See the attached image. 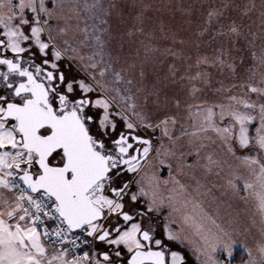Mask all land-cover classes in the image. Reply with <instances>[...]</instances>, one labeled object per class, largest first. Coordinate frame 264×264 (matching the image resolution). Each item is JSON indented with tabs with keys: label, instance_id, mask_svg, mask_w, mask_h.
I'll return each instance as SVG.
<instances>
[{
	"label": "snow or ice",
	"instance_id": "obj_1",
	"mask_svg": "<svg viewBox=\"0 0 264 264\" xmlns=\"http://www.w3.org/2000/svg\"><path fill=\"white\" fill-rule=\"evenodd\" d=\"M116 8L103 0H0V264H191L186 248L200 264H233L237 247L248 257L242 264H264V0L210 4L196 34L227 46L199 56L194 75L178 77L170 64L166 77L151 80L145 64L158 48L144 45L139 68L122 57V43L110 48L137 33L154 38L144 29L148 6L124 33L113 32ZM85 14L93 24L81 27ZM255 14L259 32L244 23ZM257 39L261 51L245 66L233 52ZM203 68L233 80L218 82V101L169 97L165 81L187 79L193 101L211 88ZM198 170L224 182L222 195L257 201L254 248L238 217L205 207L200 197L217 184L202 183Z\"/></svg>",
	"mask_w": 264,
	"mask_h": 264
},
{
	"label": "rangeland",
	"instance_id": "obj_2",
	"mask_svg": "<svg viewBox=\"0 0 264 264\" xmlns=\"http://www.w3.org/2000/svg\"><path fill=\"white\" fill-rule=\"evenodd\" d=\"M116 3L117 8L113 10L110 22L113 26V32L119 31L121 33L126 32L132 27L133 17L138 11L143 9L144 5L148 6L145 13L146 21L144 25L145 33H151L154 37L149 40L147 35H141L137 33L134 37H124L122 41H113L110 48H119V43L123 44L122 57L132 63H137L139 68L140 63L145 60L144 45L149 44L153 48H158L159 51L150 53L149 60L145 64L147 71L150 73L149 79L153 77L164 78L168 75V68L170 64H174L179 70L177 76H188L194 75L197 71L195 67V61L199 56L208 55L209 57L214 56L215 49L221 46H227V42L223 41L222 38L217 37L216 40H210L209 37L200 38L197 36V32L203 23L205 10L210 4H218L219 0H103L105 8H108L110 3ZM191 8L192 15H188L185 10ZM123 12V23L121 17L117 15L118 12ZM235 16L236 13H231ZM87 21L88 25L93 24V20L89 19L87 14L81 20V27H84V23ZM246 25H250L252 31L259 32V19L258 14L253 15L251 20H244ZM161 26L164 27V32L160 31ZM247 31V27L245 28ZM173 35L175 36L176 43H173ZM83 39V35L76 36V42ZM183 40L184 43L180 44L179 41ZM262 42L257 39L253 48L245 47L243 52H233V56L242 55L245 58V66L251 65V51H255L258 55L261 51ZM171 48L177 52L180 58H174L165 52V49ZM139 49V56H137V50ZM93 51L92 47L84 46L83 53L90 55ZM192 65V67H189ZM205 72H211L212 87L207 88L199 81H193L197 87H204V91L199 93L196 100L189 96V89L191 84L187 79L179 81L177 84H172L169 81H165L168 84L166 89L169 97H176L181 100L182 105L191 102L218 101L219 95L213 94V89L219 87V81L227 86L230 85L233 80L230 74L225 71L221 74L217 69H202ZM235 91V90H234ZM171 112H176L174 107L170 108ZM181 116L184 115L183 108L181 109ZM179 129H177V135ZM187 150V148H185ZM216 152L220 155V149L216 148ZM191 162V158L190 161ZM196 176L201 180L202 183L207 184L208 187L212 186V183L217 184V187L212 188V194L200 197L205 203L206 208L216 209L219 205V212L224 220L238 217V227L247 228V246L254 248L256 243L261 240L260 234V221L261 217L257 208V201L254 198H249L247 201L240 200L233 196L230 192L226 195H222L224 189L220 188L219 185L223 184L222 180H218L216 177H209L207 180L203 177L202 170L196 171ZM184 182L189 183L194 188V182L189 177L182 178ZM211 181V183H209ZM201 191H204L202 189ZM240 195L247 196L246 192H241ZM213 197H218V200H214ZM188 253L191 264H200L196 260V254L191 248L185 249ZM247 255L243 248L237 247L236 256L233 264H242V261L247 260Z\"/></svg>",
	"mask_w": 264,
	"mask_h": 264
}]
</instances>
